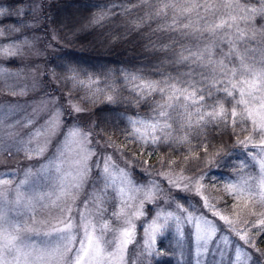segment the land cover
<instances>
[{"label": "snow or ice", "instance_id": "obj_1", "mask_svg": "<svg viewBox=\"0 0 264 264\" xmlns=\"http://www.w3.org/2000/svg\"><path fill=\"white\" fill-rule=\"evenodd\" d=\"M132 7L144 10L143 16L132 23L140 27L149 21H157L155 30L169 34L171 40V43L163 45L161 50L172 49L173 62L188 69L182 73L184 79L170 77L163 81H148L133 77L140 80L134 89L140 98L159 92L163 99V103L157 106L158 117L163 119V123L160 119L150 123L136 122L144 126V135L148 134L149 129L153 133L159 129L164 133L165 138L170 136L171 132L165 130L173 128L170 122L173 120V115L170 110L176 109L183 110L180 113L183 119L178 122L182 131L185 128L202 129L209 123H224L232 127L245 124L244 130L256 133L255 139H258L259 143H256L251 135L239 140L238 143L245 148L251 145L252 148L261 149V158L258 161L261 176L255 184L251 182L253 178H247L239 185H229L228 191L233 194L234 190L237 198L246 197L245 207L253 201L264 204V25L257 27L255 24L257 18L264 20V0H256L255 3L252 0H137L136 4L126 7L125 10L130 11ZM99 19L103 17H99L97 22ZM2 34L0 32V35ZM253 43L257 46L252 47ZM174 45L178 50L173 48ZM223 45L227 46L226 51ZM4 52L7 55H15L8 49ZM216 92L224 93V99L217 98L209 105L206 97H214ZM107 99L111 101L113 97L109 95ZM225 100L229 103L228 108L225 107ZM72 107L74 111H82L76 105ZM193 108L194 111L191 110ZM208 108H211V111H208ZM136 132L140 134V129L137 128ZM88 137L89 134L83 133L79 128L71 129L64 147L59 150V155L56 157L61 164L58 165L53 161L48 165L49 168H55L58 173L62 172V164L68 163L71 166L70 171L62 173L59 191L55 194V198L51 193L25 190V186L30 184L29 177L34 175L31 172L26 173L25 179L19 181L15 187H12L11 177L0 178V264H110L113 260L122 259L125 247L132 243L135 226L131 224V220H125L124 223L129 226L120 229L110 228L109 221L102 222L101 228L111 231L114 234L113 240L104 238L106 231L102 230L97 234L96 225L88 221L80 226L83 228L84 238L79 241V246L75 247L73 241L76 237L72 233L74 224L71 207L57 204L58 201L66 203L67 200H74L75 194L86 183L90 172L87 161L95 155L91 149L85 147V144L91 143ZM183 140L187 141V134L183 136ZM157 141L158 138L152 136L151 142ZM201 148L207 153L206 145H201ZM44 151L43 146H38L28 153V157L31 158L33 153L37 156L42 155ZM69 153H73L74 156L69 158ZM252 158L256 160L255 155ZM207 162L205 160V163ZM241 167L243 168V165ZM40 171L44 172L45 169ZM102 171L104 185L98 192L94 190L92 193V203L101 218L107 211L105 207L107 189L115 184L114 174L122 170L114 165L111 157H106ZM203 178L199 176L195 181H189L194 185L198 195L203 187L199 181ZM123 182L121 180V183ZM9 192L12 194V199H9ZM124 192L123 187L118 189L121 197L124 196ZM145 198L151 199V196L146 193ZM204 199L205 206L210 209L214 207L208 204L207 197ZM45 201L57 205L64 214L57 220L62 227H53L54 233L62 234V243L41 249L27 241L26 234L34 233L36 229L14 218L10 212L16 211L19 215L20 209L29 210L33 208L34 203ZM121 203L126 204L127 200H122ZM177 207L181 206L177 205ZM251 214L258 219L250 227L259 229L264 226V212L252 211ZM111 215L120 220L124 215L123 207L119 211H113ZM135 215H142V212L137 210ZM214 215H218L229 225L236 222L220 215L219 212H214ZM168 216L172 214L168 213ZM188 219L191 221L192 217L189 215ZM166 221L167 217H165ZM195 226L197 240L203 241L201 247L205 251H208L210 246L219 250L216 240L220 238L215 236L217 232L215 226L209 224L203 217L197 220ZM162 227L163 225L158 224L157 221L149 225L150 241H155L156 233L160 232ZM117 231L119 235L115 236ZM236 234L246 244L252 240V237L248 236L247 229L243 233L237 231ZM220 244L227 246V239H220ZM151 246L149 243V247ZM242 255L247 257L250 253L236 251L237 260Z\"/></svg>", "mask_w": 264, "mask_h": 264}, {"label": "rangeland", "instance_id": "obj_2", "mask_svg": "<svg viewBox=\"0 0 264 264\" xmlns=\"http://www.w3.org/2000/svg\"><path fill=\"white\" fill-rule=\"evenodd\" d=\"M252 2L255 3V0ZM14 15L16 20H5L6 22L0 24V32L3 33L0 35V178L11 177L12 187H15L19 181L25 179L26 173L31 172L34 175L29 177L30 184L25 186V190L51 193L55 198L62 173L70 171L71 166L68 163L62 164V172L58 173L55 168H49L48 165L53 161L61 164V161L56 159L59 150L64 147L68 132L73 128H79L83 133L89 134L88 139L91 143L85 144V147L95 153L87 161L90 172L84 187L75 194L74 200H67L66 203L57 202L64 207H71L75 247H78L79 241L84 238L83 228L80 226L88 221L96 225V233L100 234L103 230L101 228L103 221H109L110 228L120 229L129 226L124 223L125 220H131V224L135 226L132 243L125 247L122 259L113 260L110 264H150L158 255L157 240L169 228L173 229L183 244L184 264H264V247L261 250L256 244V233L264 226L259 229L250 227L258 219L251 212H264V204H261V209H257L253 201L245 207L247 198L235 197L234 190L233 194L228 193L231 197L228 200L217 195L215 197L212 194L207 195L203 179L199 181L203 187L198 195L194 185L189 181H195L200 175L186 176L162 172L150 174L145 182L136 180L131 172L130 163L116 148L94 142L90 125L82 127L80 122L85 119V114L82 111H74L72 107L76 105L82 109L80 102L73 99L70 94L52 93L54 81L53 79L47 81L45 75L48 70L47 59L51 52H57V43L53 37L45 36L40 0L28 3ZM5 49L14 52L15 55L5 54ZM157 119L163 123V119L158 117V109L149 116L137 118L136 122L150 123ZM136 122L135 130L140 129L138 135L144 141H152V136H156L158 140L165 136L159 129L154 133L149 129L148 134L144 135V126ZM38 146L45 148L43 154L37 156L33 153L29 158L28 153ZM73 156V153H69V158ZM106 157H111V161L122 172L114 174L115 184L107 189L105 204L107 211L101 218L92 203V193L94 190L98 192L104 185L102 169ZM260 158L259 148L256 156V173L243 177L231 185H239L247 178H253L251 182L257 183L261 176L258 163ZM41 169L45 171L41 172ZM121 180L124 182L121 183ZM121 187L125 189L123 197L118 193ZM146 193L151 199L145 198ZM177 194L187 196L188 205L184 206L177 202L174 197ZM205 197L213 208L205 206ZM9 199H12L11 192ZM122 200H127V203L122 204ZM177 205L181 207L178 208ZM121 207L124 209V215L117 220L111 214L113 211H119ZM185 209L187 211H184ZM137 210L142 212V215H135ZM19 212L18 215L13 211L10 215L36 229V232L26 234L28 243L41 249L62 243V234L53 232V227H62L57 220L64 216L57 205H52L48 201L34 203L32 209H20ZM214 212H219L220 215L236 222L229 225L218 215H214ZM168 213L172 216H168ZM189 215L192 217L191 221L188 219ZM200 217L215 226L217 229L215 236L220 239L226 238L227 246L220 244L218 239L216 243L219 250L210 246L208 251H205L201 247L203 241L197 240L195 226ZM153 221L163 225L161 231L156 233L154 242L149 239V225ZM200 223L203 227L202 220ZM246 229L248 236L252 237L251 242L247 244L236 234L237 231L243 233ZM118 235L117 231L115 236ZM104 238L113 240L114 234L106 231ZM237 250L250 253V256L242 255L237 260Z\"/></svg>", "mask_w": 264, "mask_h": 264}, {"label": "trees", "instance_id": "obj_3", "mask_svg": "<svg viewBox=\"0 0 264 264\" xmlns=\"http://www.w3.org/2000/svg\"><path fill=\"white\" fill-rule=\"evenodd\" d=\"M33 1L0 0V24L16 20V11ZM136 3L137 0H40L45 36L53 37L57 43V52H51L47 59L45 79H53L52 93L70 94L80 102L85 114L82 127L90 125L94 142L116 148L130 163L136 180L145 182L150 174L162 172L202 175L207 195L228 200V186L257 170L252 157L257 156L259 148H245L238 143L257 135L245 131V124L232 127L209 123L202 129L182 131L178 122L183 119V110L176 109L170 110L173 128L167 138L163 136L152 143L142 140L135 130L136 119L154 113L163 99L159 92L140 98L134 91L140 80L133 77L148 81L184 79L182 73L188 70L173 62L172 49L161 50L171 40L169 34L155 30L157 21L140 27L132 23L144 14L142 8L125 10ZM99 17L103 19L97 22ZM256 20L257 27L264 25V20ZM222 47L227 50L226 45ZM173 48L178 50L176 45ZM109 95L113 97L111 101L107 99ZM217 98L224 99V93L216 92L206 101L211 105ZM225 107H229L227 100ZM185 134L187 141L183 140ZM255 142L259 143L258 139ZM201 145L207 146V153ZM174 197L188 205L187 196ZM255 207L262 208L258 203ZM256 237L257 247L262 250L264 227ZM157 253L150 264H184L183 244L171 228L157 240Z\"/></svg>", "mask_w": 264, "mask_h": 264}]
</instances>
